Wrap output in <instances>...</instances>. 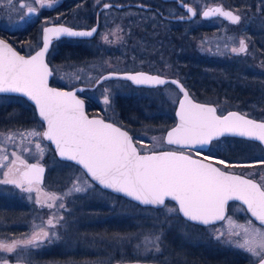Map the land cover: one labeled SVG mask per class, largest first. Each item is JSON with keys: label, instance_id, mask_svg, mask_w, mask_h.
I'll return each mask as SVG.
<instances>
[{"label": "rangeland", "instance_id": "1", "mask_svg": "<svg viewBox=\"0 0 264 264\" xmlns=\"http://www.w3.org/2000/svg\"><path fill=\"white\" fill-rule=\"evenodd\" d=\"M202 1H205L207 4L211 3L207 0H193V2H199L196 3V6L198 8L201 7L200 10L203 9V5L201 6L200 4ZM126 12L131 14V24H133L132 27H130V33H128L129 30H127L129 28L123 26V22L119 21V19L124 17V13H118L117 11H110L106 13V21L102 26V30L93 42L95 45L93 55L88 59L84 58L86 60L77 66L61 68V66L52 64L55 69L54 80L61 84L63 83L67 87L80 84L93 85L95 80H97L98 77L105 72L125 70L134 71L139 67L150 68L151 70L156 72L159 71L167 75L171 73H179V69L173 67L172 64L174 62L172 61L178 58V56H176L177 53L182 54L183 50L188 52V49L183 48V46L184 43L187 42L186 40L189 39L187 34L189 31L187 29L180 31L181 33H179L178 40H169L168 38L154 39L156 33L153 29L149 30L150 33L148 34L146 32L144 33L143 29L145 28L144 24L147 21L150 23L153 22L154 28L156 26L160 27L159 24H161V21L157 15L151 12L139 13L134 10ZM137 22L143 23L142 28L136 25ZM200 23L201 22H197L195 24L200 25ZM185 26L186 28H189L191 25L188 24ZM140 29H142V33ZM132 31L135 33H132ZM214 34L215 35L213 37H209V39L207 38L203 44L212 49H215V45H218L216 49H219V51L221 48L225 50L224 44L226 40H224L218 32ZM105 37H107V39H105ZM232 42L235 47H240L237 39ZM38 44L40 43H31L29 48H34L38 46ZM191 44L193 46V43ZM84 52H86V50H84ZM158 66H161L162 68L160 69ZM261 67L264 69V63ZM260 73L261 77L264 78V70ZM212 74H208L205 71V75H207L209 79L206 86L211 88L214 92H217V95H214V99L220 103L222 112L230 108H236L251 115L264 114V104L258 105V103H252L249 101L245 102L236 98L235 94L241 92L240 90H242L240 84H238L239 82L231 83V81L222 80L216 84L215 82L219 79L220 75L216 73L214 74L213 72ZM221 75L228 76L229 74L225 71L224 73H221ZM227 79L229 78L227 77ZM212 80L215 82L210 83ZM131 87L130 83L126 80L109 79L100 83L93 89L85 90L84 93L96 100L95 102L100 103L101 107L106 110L107 114L114 117L115 115H113V111H116L115 102L117 96L119 94L128 95L135 93V90ZM252 88L258 90L261 94L264 93V87L262 86H252ZM163 94L169 102L166 100L163 103V101L159 99L161 102L156 105L161 106V110L156 114H162L167 109L174 113V108L176 107L178 98L180 97L179 91L173 88H167L163 90ZM232 94L234 97H232ZM105 96L108 98L107 104L104 102ZM148 97H150V100L158 96H156V93H153L152 96ZM1 101L2 100H0L1 107L7 105L8 103L10 104V100L4 102ZM147 113L149 116L155 115V113L151 114L152 112L150 110H148V112H144L143 114L147 115ZM139 119H142L141 116ZM31 132L42 134L44 132L43 123L37 122L33 125L23 124L0 130V179L5 180L11 177V175H6V169H8L11 164L17 165L18 160L45 163L47 165L46 178L48 179V182L44 184V187H40L39 192H28L14 184H10L11 186L7 187H9L11 191L15 192V196H19V201H27L30 205L34 204L37 200L42 203L41 205L45 206L42 210H40V213H35L38 215L39 221L34 222V213L31 216L29 214L30 211H26L20 214V222L23 221L22 218H26L28 219V222H30L31 228L38 229V227H43L44 221H41L40 218L43 215V211L45 216L42 218L47 219V221L51 219L54 224V227L50 226V230H48L49 236L54 238V241H60L62 237L66 236L65 241H68V243L66 246L63 245L64 247H61L58 245V242L56 243L52 241L50 244L41 242L44 239L42 238L37 241L38 246L29 245L25 247L23 245V241L30 239L33 234L36 233L30 232L22 235L23 238L21 237V245H17L14 251L7 252L0 250V264H5V262L6 264H112L113 261L126 260L125 255L121 256V254L118 255V252H111V248L109 247V245H111V231L109 232V230L105 228H102L103 231H100L99 228H101L102 225L97 222L98 216L95 215L93 217V215H88L87 219L82 220L80 218H83L81 216L84 214V209H78V211L83 212L72 211L73 216H69L68 219H66L62 209L65 205L66 199L72 201V199L78 198V195H84L85 197H95L96 194L100 197L101 195L105 204H107L108 200L111 199L110 207L116 205L119 208L124 209V207L128 204L120 202L122 201L121 199H117L111 195L108 196L107 193L100 191L95 187V185L90 181L88 175H86L79 166H76L72 162L59 159L51 144L42 135H29ZM143 134V136L148 139V143L140 144L141 150L151 151L168 146L164 141L165 132H145ZM255 146L252 144L254 149L257 148L258 154L261 157H264V150ZM251 166L254 168H247V170H244L236 167L234 170L241 172L246 171L248 174L254 172L264 185V167H260L259 164H251ZM5 185V183L0 184V186ZM74 185H78L85 190L78 192L74 191ZM24 188L27 187L24 185ZM50 194H54L59 199H49ZM61 204L63 207H60ZM49 205L54 206L49 207ZM99 205L100 208L104 207L102 204ZM174 208H178L177 205L174 204V202L169 201L166 203V206L162 207L160 210H154L153 208L135 209L137 211L134 215L142 213L144 217L143 220L155 218L157 221H154L156 224L151 228V231L145 234L132 246L133 253L138 257V260L160 261L164 264H194L196 261H192L187 256L191 255L192 251L202 253L207 249L211 254L216 255L219 254L218 250L220 249H223V251H226V249L230 251L232 248L238 249L240 252L238 254H245L248 257L251 256L252 259L255 260L261 257L260 255H254L245 248L238 246L239 244H244L246 240L251 242L250 246H255L259 240V237L255 234V230L259 229L260 232H264V226H261L253 221L240 203H234L229 211V215L227 216V218L230 217L231 220L235 222L234 224L230 225L228 219L226 218L224 221L217 224L198 228V230H195V233L183 224V227L176 228V226L179 225H176L175 221L180 220L178 218L180 213L176 211H169V209ZM68 209L70 212L71 209L69 205ZM99 210L101 211V209ZM95 213L100 215L99 212ZM118 214L120 215V213ZM131 214L132 213H129L130 216ZM5 216L1 217L2 221L5 224H11V222H13V217ZM60 217L63 218L60 219ZM110 217L111 216H108L105 219H111ZM249 221H251V225L248 224ZM94 222L97 223L94 224ZM240 225L248 226L250 231L245 233L239 227ZM198 232L199 234L197 235ZM229 232L232 234L229 235ZM237 232L239 235L235 234ZM221 233H224V235H221ZM123 239L125 238L115 237L114 241H116L117 244L114 245L121 247L119 245ZM46 242L48 241L46 240ZM193 246L196 247L193 249ZM126 248H128V245L123 246V249L127 250ZM54 249L57 251L55 252L56 258L48 257L49 254L45 256L46 252L49 250L54 251ZM119 250L123 252L122 249ZM256 250L257 252L260 251L258 247ZM87 253L90 254L87 256L85 255V257L81 259V254ZM74 254L81 256H74L75 259H70L69 256L73 257L71 255Z\"/></svg>", "mask_w": 264, "mask_h": 264}, {"label": "snow or ice", "instance_id": "2", "mask_svg": "<svg viewBox=\"0 0 264 264\" xmlns=\"http://www.w3.org/2000/svg\"><path fill=\"white\" fill-rule=\"evenodd\" d=\"M19 2V0H18ZM41 8L51 7L54 0H33ZM107 6V5H106ZM23 9L24 4H20ZM189 11H192L189 9ZM29 14H36L35 7L28 6ZM195 14V13H193ZM222 15L233 23L240 17L221 8L208 9L204 16ZM43 49L36 55L26 59L19 55L6 41L0 40V92L22 93L34 101L39 115L47 122L45 132H31L29 135H42L54 141L61 157L75 161L86 170V175L106 188L122 192L146 205H165V199L178 202V208L169 209L183 214L190 221L209 224L214 220H225V206L229 200H239L247 205V210L264 225V187L251 180L230 175L211 164L203 163L177 151H164L152 155H140L133 146L126 132L103 120L89 119L84 113V102L76 97L75 92H61L48 87L51 71L44 62V56L50 43V35L59 37L91 36L95 31L77 32L65 27L45 28ZM107 39V37H105ZM240 47L233 52H244L245 42L239 41ZM110 77H104L108 79ZM137 84L154 82L164 84L159 77H147L143 74L129 76ZM172 83L178 84L177 81ZM181 91L183 87L180 86ZM83 91V89H78ZM106 104L108 98L105 96ZM180 123L167 134V143L179 146H209L214 138L224 133H234L244 137L264 141V123H256L244 119L236 113L226 116L216 115V109L206 105L194 104L184 93V100L179 104ZM200 152L197 151V155ZM6 158V157H5ZM205 156V159H210ZM224 163V161H220ZM29 171L21 174V178H7L0 183L14 184L31 192L33 182H39L42 168L27 165ZM13 169L9 168V173ZM7 175V174H6ZM28 187L24 188V184ZM74 191L84 188L74 185ZM39 191V189H37ZM49 199H59L54 194ZM54 205H49L52 207ZM60 207H63L61 204ZM63 217H60L62 219ZM229 224L235 222L227 218ZM54 227L53 220L47 221ZM251 225V221L248 222ZM245 233L250 228L239 226ZM232 233L229 232V235ZM239 235V233H235ZM259 237L255 246L246 240L239 247L245 248L254 255H260L264 264V232L255 230ZM224 235V233H221ZM49 237L42 228L33 236L23 241L25 247L38 246L37 241ZM219 238V237H218ZM158 239V238H157ZM20 242L7 244L0 242V250L12 252ZM257 247L260 249L257 252ZM6 264V262H5Z\"/></svg>", "mask_w": 264, "mask_h": 264}, {"label": "flooded vegetation", "instance_id": "3", "mask_svg": "<svg viewBox=\"0 0 264 264\" xmlns=\"http://www.w3.org/2000/svg\"><path fill=\"white\" fill-rule=\"evenodd\" d=\"M207 1H210L211 3L207 4L205 1H202L200 4L201 6L203 5V9L200 10L201 7L198 8L196 6V3L199 2H193V0H54L51 7L45 6L43 8L39 6V3H34L33 0H19V2L18 0H0V37L12 43V45L15 48H17L19 51L25 54H29L32 53V51L38 49L42 45L45 36L43 30L45 28L71 27L74 29L89 30L93 27H96L97 29L95 34L91 36L69 37L66 35H61L59 37H56L54 35L49 34L51 49L48 53V59L49 58L51 59V57H53L54 55H61L63 52L67 50V48L70 45H76V47L80 48V53L83 52L81 51L82 48L87 49L88 55L92 56L94 52L93 50L95 48L93 42L96 40V37L102 30V26L106 21V17H105L106 13L110 11L111 12L117 11L118 13H122V14L124 13L123 15L124 17L119 19V21L123 22L122 23L123 26L129 28L127 30H129L128 33H130L131 32L130 27H132L133 24H131V14L126 11L134 10V11H138L139 13L151 12L157 15V17L161 21V24H159L160 27L155 25L156 27L154 28L153 22L150 23L149 21H147L144 24L145 25V28L143 29L144 33L146 32L148 34L150 33L149 30L153 29L154 32L156 33L154 39L168 38L169 40L170 39L178 40L179 33H181L180 31H184V29H187L189 31V33H187L189 39L186 40L187 42L184 43L183 48H187L188 52L186 50H183L182 54H178V53L177 55L174 54L178 56V58L172 61L174 62L172 64L173 67L179 69L178 71L179 73L177 74L171 73L167 75L159 71L156 72L146 67H139L134 71L143 70L153 74H159L165 77L177 78L181 82H183L185 87L188 88L191 97H193L197 101L214 105L217 108V112L222 115L230 110H237L240 112L242 111L236 108H230L222 112L220 108V103L214 99V95H217V92H214L211 88L206 86L207 83L209 82V79L208 76L205 75V71L208 74H212L213 72L214 74L216 73L220 75L218 79L219 81L217 80L215 82L212 80L210 81V83L215 82L216 84H218V82H221L222 80L231 81V83L239 82L238 84H240L242 90H240L241 92L235 94L237 99L243 100L245 102L249 101L252 103H258V105L264 104V98H263L264 93L261 94V92L259 93L258 90L252 88V86L264 87V78L261 77V73H260L262 72V70H264L261 67V65L264 63V0H207ZM20 4H24L25 7L22 9L20 7ZM28 6L35 7L37 9L36 14H29L27 12ZM216 7H220L223 11L232 12L234 15H238L240 17V21L238 23H233L227 17L219 14L211 15L208 17L203 15V12L207 11L208 9H213ZM189 9H191L192 11H189ZM192 13L195 14L193 15ZM197 22H201L200 25L195 24ZM188 24L191 26H189V28H186L185 25ZM136 25L142 28L143 23L137 22ZM140 31L142 33V29H140ZM216 32H218L221 35V37L224 38V40H226L224 44L225 50H223L222 48L220 51L219 49H216L218 45H215V49H212L209 48L208 46H205V44H203L207 40V38L209 39V37H213L215 35L214 33ZM235 39H237L238 41L243 40L245 42L246 49L244 52L232 51L233 48H237L232 42ZM31 43H40V44H38V46L34 48H29ZM191 43H193V46ZM158 67L160 69L162 68L161 66ZM225 71L228 72L229 74L228 76L221 75V73H224ZM227 77L229 79H227ZM128 82L130 83L131 86L136 87V85L133 84L132 82L130 81ZM52 83L65 88H73L78 86V85H74L72 87H67L63 83L61 84L55 81L54 79ZM80 85H84V84H80ZM137 87H141L146 91V96L148 99L150 98L148 97V94L152 95L153 93H156V96L158 97L154 99H150V101L153 103H155V101L156 102L159 101V99L168 101V99L163 94V90L167 88L176 89L177 91H179L181 97L180 90L172 83H167L165 85L158 87L157 86L154 87L137 86ZM78 94L83 98L85 97L91 98L88 95H85L83 91L78 92ZM180 97L178 98V102ZM232 97H234L233 94ZM99 107L102 113L101 114L96 113L92 115H101L104 118H106V120L107 119L113 120L111 116L107 114L106 110L101 107L100 103H99ZM244 114L257 119H264V114H260V115H251L247 113ZM224 137L245 139L246 141L251 143L250 144L246 142L249 146H252V143L254 146V144L256 143L259 145L261 149L264 150V147H262L263 145L255 140L236 137V136L235 137L224 136ZM224 137L215 140L213 139L209 149L204 151L207 152L212 151L213 143ZM252 148L253 147H251V149ZM162 149H171V150L175 149V150L189 152L193 155H197V153L195 152L197 150L180 149L170 145ZM191 151H193V153ZM197 156H201V155H197ZM208 160L217 163L223 170L237 172L252 179H255L262 185V187H264L262 182L258 179L259 177L256 176V173L251 172L250 174H248L246 171L245 173L243 171L241 172L234 170V168L236 167L244 170H247V168L249 169L254 168L251 166L250 162L240 163V165L227 166L218 161L212 160V158ZM30 162L24 160H18L17 165L11 164L8 167V169H6L7 170L6 174L11 175V177L20 179L21 174L24 171V168H27L26 166L29 165ZM38 163L45 164L41 162ZM259 166L264 167V165H259ZM10 167L13 169L12 173H8ZM46 176H47V172H46ZM2 180L3 179H0V181ZM90 181L100 191L107 193L108 196L111 195V191L100 187L91 178ZM47 182L48 179L46 177H44L41 182L37 183L34 181L32 184V189H33L32 192H39L37 191V189L40 190V187L41 186L44 187V184ZM24 185L28 187L26 183ZM7 186H11V185L6 184L5 186H0V218L5 215H6L5 217L10 216L13 217V222H11V224L10 223L5 224L2 221V218L0 219V242H4L7 244H12L13 242H21L22 235H25L30 232H38L41 230V228L49 233L48 230H50L51 225L47 224V219L42 218L45 216L43 211H42L43 215L42 217H40L41 221H44L43 227H38V229L31 228V224L30 222H28V219L26 218H22L23 221L20 222L21 221L20 214L26 211L27 212L30 211L29 214L31 216L34 213L33 215V217L35 218V220H33L34 222L39 221L38 215H36L35 213L37 212L40 213L41 212L40 210H42L45 206L41 205L42 203L38 202L37 200L34 204H30V205L28 204L27 201L26 202L19 201L20 200L19 196H15L14 195L15 192L11 191V189ZM77 197L78 198L72 199V201H69L68 199L65 198L66 202L62 210L66 219H68L69 216L72 217L73 216L72 211L76 212L78 211V209L79 210L84 209L83 210L84 214L83 216H81L83 218H80L82 220L87 219L88 215H97V213L93 212L90 208L96 202L98 207L100 206L99 204H102L104 206L103 207L104 209L99 212L100 215L103 216V219L98 220L97 222L101 223L102 225H104L106 221L111 222V219H105L106 217H108V215L111 214L110 211L111 199L108 200L107 204H105L101 195L99 197L98 194H96L95 197H90V196L85 197L84 195L83 196L78 195ZM234 203H239V202L232 201L229 204V211ZM68 205L71 209L70 212L68 211L69 210ZM83 211H78V212H83ZM229 211H228V215L230 213ZM253 221L255 220L253 219ZM97 222H94V224H96ZM65 239L66 236L62 237L60 241H54L55 239L49 236L47 238H44L43 241L41 242H45L46 244H50L52 243V241L56 243L58 242L61 247H64L63 245L66 246V244L68 243V241H65ZM46 240L48 242H46ZM18 245L21 244L19 243ZM109 247L111 248V245H109ZM231 250L236 255L240 253L239 250L236 248H232ZM49 251L45 253V256L49 254L48 257H52V252ZM221 252H222L221 255H226L227 249L226 251H223V249H221ZM249 257L252 262L251 264L257 262L262 258L259 257L258 259L255 260L252 259L251 256ZM160 263L164 264L163 262Z\"/></svg>", "mask_w": 264, "mask_h": 264}, {"label": "trees", "instance_id": "4", "mask_svg": "<svg viewBox=\"0 0 264 264\" xmlns=\"http://www.w3.org/2000/svg\"><path fill=\"white\" fill-rule=\"evenodd\" d=\"M133 33H135L133 31ZM86 50V52H84ZM80 53V48L76 47V45H70L65 52H63L61 55H54L49 58V62L52 64L58 65L62 67H69V66H77L84 60L88 59L90 56L88 55V50L82 48ZM86 58V59H84ZM187 71V70H186ZM188 72V71H187ZM188 74V73H187ZM187 81V80H186ZM134 89L135 93L132 94H119L116 98V111H113L114 117H111L115 122H118V124L122 125L123 127L127 128L129 132L132 133L135 141L137 144H146L148 143V139L144 137L143 133H153V132H166V130L174 124L175 121V111L170 112L166 110L162 114L157 115L156 113L160 111L161 106H157L156 104L161 101H155V103L151 102L147 96L146 91L142 89L141 87H131ZM148 92V90H147ZM152 96V95H148ZM87 102V109L89 114H101L99 103L95 102V100L91 98H86ZM0 100L7 101L10 100V104L0 106V130L1 129H7L18 125H28V124H34L37 122H41L37 116L36 110L31 103H29L24 97L22 96H15V95H0ZM162 100V99H161ZM1 101V102H2ZM164 103V100H162ZM156 108V109H155ZM154 109V110H153ZM150 110L153 114V116L144 115V112H148ZM141 116L142 119H139ZM250 143L246 141L245 139L240 138H233V137H224L218 141H215L212 146V151H199L201 156H210L212 160L215 161H224V163L227 166L230 165H240V163H251V164H259L264 165V157H261L258 152L257 148L254 149L249 146L247 143ZM253 144V143H252ZM259 147L258 144H254V146ZM255 146V147H256ZM260 148V147H259ZM261 149V148H260ZM263 150V149H262ZM55 152V151H54ZM193 153V151H191ZM197 153V151H195ZM111 196L121 199L125 204H128L124 209L119 208L118 206L114 205L111 206V214L108 216H111V222H107L102 225L100 231L105 228L108 229L109 232L111 231V252L113 253L118 252V255L121 254V256L125 255L126 260H135L138 259V257L133 253L132 246L135 242H137L139 239H141L145 234L151 231V228L156 224L154 221H156L155 218H150L147 220H143V214L138 213L137 215H134V213L137 211L135 209H147V208H153L154 210H160L161 208H154V207H143L139 204L128 200L122 196L116 195L111 192ZM98 205L95 202L91 208L93 212H100L104 208H97ZM120 213V215L118 214ZM129 213H132L131 216ZM95 215H93L94 217ZM98 216L97 220L103 219V216ZM180 220L175 221L176 228H181L183 225L190 228L194 231L198 228H202L204 226L197 225L194 223H191L189 221H185V219L179 215L178 217ZM146 219V218H145ZM96 220V221H97ZM153 220V221H151ZM157 222V221H156ZM183 224V225H182ZM93 225V224H92ZM92 228V227H91ZM199 232L197 233V235ZM115 237H122L125 238L120 242L121 244L118 247L116 241H114ZM60 245V244H58ZM124 245H128L127 250L123 249ZM113 247V248H112ZM196 246H193V249ZM118 249V250H117ZM122 249L123 252H121ZM113 250V251H112ZM205 250V249H204ZM56 249L52 252V257L56 258ZM207 251V252H206ZM120 252V253H119ZM219 254H211L207 249L205 252H196L192 251L191 255H187L192 261L194 260V264H251V259L245 254H234L232 250H227L226 255H221V249L218 250ZM90 253L82 254V258L87 256ZM189 254V253H188ZM113 255V254H112ZM73 257H70V259H75L74 256H81V255H71ZM91 256V255H90ZM68 257V256H67ZM66 257V258H67ZM92 259V258H91ZM193 264V263H192Z\"/></svg>", "mask_w": 264, "mask_h": 264}, {"label": "water", "instance_id": "5", "mask_svg": "<svg viewBox=\"0 0 264 264\" xmlns=\"http://www.w3.org/2000/svg\"><path fill=\"white\" fill-rule=\"evenodd\" d=\"M140 5H141V4H140ZM216 8H217V7H216ZM219 8H220V7H219ZM192 14H193V13H192ZM193 15H194V14H193ZM209 16H211V15H209ZM207 17H208V16H207ZM69 29H72L73 31H77V32H89V31H92L93 29H95V31L92 33V35H94L95 32H96V29H97V28H96V27H93V28H91V29L88 30V29H74V28L69 27ZM0 40H4V41H6L9 45H11V47H12V48H13V49H14L19 55L25 57L26 59H28V58H30V57L36 55L37 52L41 51V50L43 49V44H44V40H43L42 45H41L38 49H36L35 51H32V53L25 54V53L19 51L17 48H15V47L12 45V43L8 42V41L5 40L4 38L0 37ZM50 49H51V42L49 43L48 49H47V51H46V53H45V56H44V62L48 65V68H49V70L51 71V75L48 77V87H49V88L56 89V90L61 91V92H75L76 97L84 102V106H83V108H84V113H85V115H86L89 119L103 120L105 123L112 124V125H114L115 127L120 128L121 131L126 132V133L128 134V136L131 138V142H132L133 146L137 149V151H138V153H139L140 155H142V156H143V155H152V154H158V153H160V152H164V151H177V152H182L184 155L191 156L193 159L199 160V161H201V162H203V163L211 164L213 167L219 168L221 171H224V172H226V173H228V174H230V175L239 176V177H241V178H243V179L251 180L253 183H256V184H258V185H261V184H260L257 180H255V179H252V178H250V177H247V176H245V175H243V174H240V173H237V172L223 170V169H222L217 163H215V162H213V161H211V160H208V159L206 160L205 158L203 159V157H199V156L192 155V154H190V153H188V152L179 151V150H175V149H172V150H171V149H164V150H155V151H141V149H140V147L137 145V143H136V141H135V139H134L132 133L129 132L128 129H126V128L123 127L122 125L118 124V122L116 123L115 121H113V120H109V119L106 120V118H104V117L101 116V115H92V114H89V113H88V109H87V102H85L86 100H85L82 96H80V95L78 94V92H82V91H78V89H83V92H84V90H87V89H93V88H95L97 85H99L100 83H102V82H104V81H106V80H109V79H121V80H127V81H130V82H132L133 84H135L136 87H137V86H149V87L157 86V87H158V86L165 85V84H167V83H172L173 81H177L178 84H174V83H172V84H174V85L180 90V92H181V97H180L179 102H178V104H177V106H176V108H175V117H176L175 119H176V121H175V123H174L172 126H170V127L166 130L165 135H164V141H165L166 143H167V134H168V132H170L173 128L177 127V126L179 125V123H180L179 116H178V112L180 111L179 104H180L181 101L184 100V93H185V92L187 93L188 99H189L192 103H194V104H200V105H206V106H209V107H213V108L216 109V115H218V116H226V115H228L229 113H236L238 116L243 117L244 119H247V120L255 121L256 123H264V119L253 118V117L248 116V115H246V114H244V113H242V112H240V111H237V110H230V111L226 112V113L223 114V115H222V114H219V113L217 112V108H216L214 105H211V104H209V103H204V102L197 101V100H195L193 97H191L188 88L185 87V85L183 84V82H181L179 79H177V78H173V77H165V76H162V75H159V74H153V73H150V72H147V71H143V70H137V71H131V70H129V71H126V70H125V71H108V72H105V73H103L102 75H100V76L98 77V79L95 80V83H94L93 85H85V84H84V85H78V86L73 87V88H65V87H62V86H58V85H55V84L52 83V80H53V78H54V76H55V72H54L55 70L53 69V66L51 65V63L48 62V61H49V60H48V53H49ZM140 74H143L144 76H147V77H159L160 79H163V80L165 81V83H164V84H156V83H154V82H148V83L137 84L134 80L128 79L129 76H137V77H139ZM104 77H110V78H108V79H104ZM180 86L183 87V91H181ZM0 95H16V96H22V97H24L29 103H31V105L34 106V108H35V110H36V113H37V116H38L39 120L43 123V126H44V132L47 130V122L44 121L42 117H40V115H39V109H38V107L36 106V104H35L34 101L30 100L27 96H25V95L22 94V93L0 92ZM224 136H234V137L236 136V137H242V138H246V139L255 140V141L261 143V144L263 145L262 147H264V141H260V140L255 139V138H250V137L240 136V135H238V134H234V133H224L222 136L217 137V138H214V140H215V139H219V138L224 137ZM45 139H46V138H45ZM46 140L51 144V146L53 147V149H54V151L56 152L57 157H58L59 159L64 160V161H69V162H72V163L76 164V166L81 167V168L84 170V172L86 173V170L83 168L82 165L77 164L75 161H70V160H68V159H66V158H64V157H61L60 154H59V150L56 148V144H55L54 141H49L48 139H46ZM212 141H213V140H212ZM211 143H212V142H211ZM167 144H168V143H167ZM168 145H170V144H168ZM210 145H211V144H210ZM210 145L207 146V147H205V148H203V149H200L199 146H179V145H171V146H175V147H177V148H181V149L207 150V149H209ZM29 165H36V166H38L39 168H42V169H43V172L40 173V177H39V182H41V181L43 180V178L46 177V172H47L46 165H45V164H40V163H38V162H34V161L31 162ZM26 171H29V169H28V168H24L23 173L26 172ZM88 177L90 178L89 175H88ZM93 181H94V180H93ZM94 182H95L96 184H98L100 187H102V188H104V189H106V190H109V191H111L112 193H114V194H116V195L122 196V197H124V198H126V199H128V200H131V201H133V202L139 204L140 206H143V207H154V208H162V207H164V206H162V205H146V204H143V203H141L140 201H137V200H135L134 198H132V197H130V196H127L126 194H124V193H122V192H118V191H116V190H114V189L104 187L103 185L99 184L98 181H94ZM261 187H262V185H261ZM169 201L174 202V204H176L177 207H178V202L171 200V198H166V199H165V205H166V203H168ZM232 201H236V202L241 203V204L245 207V209H246V211L248 212V214H249V215H250V216H251L256 222H258L259 224H261L260 221H259L256 217H253V216L251 215V213L247 210V205H245L242 201H239V200H229V201L227 202V204H226V206H225V217H227V215H228L229 204H230ZM179 213H180V212H179ZM180 215L185 219V221L187 220V221H189V222H192V223H195V224H198V225H202V226H210V225L217 224V223L223 221V220H214V221L210 222L209 224H203V223H201L200 221H190V220H188L186 217L183 216L182 213H180ZM112 264H162V263L157 262V261L138 260V259H136V260H123V261H119V260H118V261H113ZM253 264H261V259L258 260V261L255 262V263H253Z\"/></svg>", "mask_w": 264, "mask_h": 264}]
</instances>
